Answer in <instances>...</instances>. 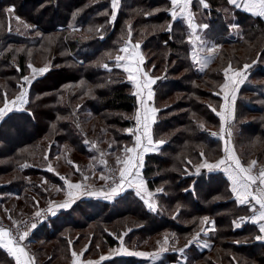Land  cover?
Listing matches in <instances>:
<instances>
[{
	"label": "trees",
	"instance_id": "obj_1",
	"mask_svg": "<svg viewBox=\"0 0 264 264\" xmlns=\"http://www.w3.org/2000/svg\"><path fill=\"white\" fill-rule=\"evenodd\" d=\"M126 1L128 0H121L120 11L113 21L111 19V0H0V16H8V8L13 7L15 15L30 25L29 34L36 35L34 39L25 33H17L10 30L5 24V35L0 37V48H2L0 51V106L3 103V94L10 96L8 86L19 89V81L29 75L31 70L29 65L47 69L37 82L39 84L30 87L25 110L12 111L0 122V149L9 145L8 149L14 153L17 150L19 152L21 150H38L37 152H39V150H63L62 147L67 145L71 150H79L81 155H88L91 150L89 136H94L96 130L102 134L101 141L104 138V133H108L117 145L119 143L116 146L119 150L123 149L120 144L122 141H134L133 134L128 133V130L135 125L134 113L138 100L133 93L132 83L127 80L125 72L117 67L115 56L120 55L119 50L129 39L139 42L136 39L140 32L136 31V28H139L142 23V26L150 29L142 43V49L147 53L145 64L153 66L155 74L160 69L166 68V72L158 79L154 88L153 105L158 111L157 120L153 126V137L156 135L155 138H158L159 132H164L170 137L165 140L159 152L146 156L143 176L148 188L155 191L162 185V182L167 181L170 184L165 187L181 189L188 180L194 178L190 186H185L186 188L178 192V196L189 201L196 209L195 214H199V212L204 214L207 212L204 211L206 208L202 207L203 202L207 201L205 198L212 199L213 197L214 199L221 193L213 188H204V186L217 180L220 185L225 184L229 195L222 199H212L211 207L219 211L234 204L243 211L246 208L245 205H239L233 199L230 182L223 173H209L200 170V173L188 176L184 175L187 173L185 171L182 175L175 171L179 169L177 162L181 160L179 157L181 151L189 150L186 148L188 144L197 147L192 148V152L195 154L200 152L199 150L206 154L205 146L215 148L217 144H220L218 140H214L206 133L207 128L202 127L205 125L208 127L219 120L217 110L212 111L215 108L214 104L217 105V101L221 100L216 92L218 84L217 82H207L208 80L216 81L222 76H220L221 71L219 72L216 67L210 68L216 61H213L204 71L200 70L193 62L191 59L192 46L186 41L189 35L188 27L180 20L172 21L170 0H132L133 2H128L129 4ZM206 2L210 9H205V14L216 16L214 18L210 16V20H208L209 32L210 34L214 32L215 36L218 35V40L222 44L227 47L243 46V41L235 34H231V29L225 22L226 16L219 9L221 7L230 8L238 17L246 19L254 27H259L257 29L258 36L255 38L256 44L259 43V45L256 48L264 44V19L236 9L228 3V0H206ZM136 5L146 8L167 6V9L160 10L153 15L145 14L142 19L134 18V15L123 20L120 19L122 15H125L126 8ZM157 18L164 21L170 20L168 24H164L166 26L160 32H156L155 26L147 24ZM169 25H171V31L168 30ZM73 27L81 28V32L72 31ZM37 35L44 36L37 38ZM46 39L49 41L48 45L44 44ZM9 45H23L26 46V49L24 52L17 53L15 50H9ZM156 50L159 52H153ZM163 50L168 53L161 52ZM257 52L256 55L260 54V59H263L261 56L264 55V51L257 50ZM254 58L255 53L248 57V60L253 61ZM245 59L241 60L242 64H246ZM175 60L178 62L173 64ZM104 65H108V67L105 68ZM185 70L188 71V74H183ZM72 71L74 74L70 73ZM59 74H63L62 77L58 78ZM253 75L264 77V64H257ZM186 76L192 80L189 86L181 83V79ZM50 77L58 80L42 85ZM80 81H85L92 88L75 91ZM244 88L256 90L255 92L258 94L256 97L264 100V84L255 86L249 83ZM177 94L183 96L181 95L180 99L168 103L166 107L159 106V100H169ZM188 95H193L192 99L194 100L185 101ZM198 98L209 99L212 102H201L197 100ZM245 103L247 113L264 112L263 106H255L250 102ZM181 109L186 110L176 114L175 111ZM188 109L192 112H189ZM190 113L193 114V117L189 118L187 114ZM87 123H92V126L89 130H84L82 125ZM253 123V121L247 122L242 127L258 128L260 135H264L263 122ZM172 130H175V133H172ZM175 144H179V147ZM114 148L115 146H112V149ZM161 152L169 155L162 156ZM24 157L27 155L18 156L19 159ZM22 163H25L24 160ZM172 167L175 169L171 171ZM17 168L24 177H21L18 172L19 176L15 181L0 186V194L3 192L21 193L28 186L25 177L33 175L34 170L23 169L22 164H19ZM201 187L205 189L206 196L201 198L200 202V194L203 196ZM167 197L165 196V198ZM93 200H85L88 208L80 218V221L84 219L83 223L75 221L73 216L67 213L64 214L63 219L53 218L45 221L32 234L31 238L34 241L43 239L52 241L59 238L61 242H64L68 237L60 235V233L69 225L75 224L73 227L80 229L88 226V224H84L85 222L90 224L100 221L103 226L113 225L112 228H103L102 230V241L107 250L119 245L118 240L107 229L120 231L122 224L131 225V227L140 226L133 225L129 220L119 222L121 219H128L129 215H137L146 222L145 224L148 222L152 231L172 225L177 228L175 230L179 235L183 232L190 233L191 227L183 226L175 218L164 213L160 207L156 211L149 210L134 191H126L120 197L115 198L111 204L108 202V205L101 200ZM131 203L133 204L131 205ZM100 207L106 208V212L99 213L101 212ZM90 210L91 213H89ZM93 210L98 213L94 214ZM78 211L79 209L76 210V212ZM193 213H189L190 217L196 216ZM246 215L250 214H220L217 221L218 223L226 222L229 225L228 230L226 232L218 230L213 234L214 231L207 228L205 232H200L202 238L210 241L211 244L201 245L199 248L195 245L198 243L197 240H192L191 245L183 250L184 252H180L182 254L180 257L185 259L183 264H188L189 258L205 264H262L264 262V243L256 240L259 231L255 224L245 219L241 220ZM180 216L183 219H189L185 215L180 214L178 217ZM54 222L59 224L53 230L49 226ZM236 223H239L240 226L236 227ZM145 227L142 226L140 229L146 233L147 227ZM138 235L142 238H139L140 240L149 241L147 240L148 236ZM201 240L200 238L199 241ZM101 243L98 244V248ZM88 244L86 256H90L93 245L96 247L93 239ZM169 255L168 258L170 257L172 260L174 258L177 261L176 252ZM171 255L176 256L172 257ZM165 258V261L169 260L167 256ZM0 264H14L13 258L1 248ZM102 264L129 263L128 260L116 258Z\"/></svg>",
	"mask_w": 264,
	"mask_h": 264
},
{
	"label": "rangeland",
	"instance_id": "obj_2",
	"mask_svg": "<svg viewBox=\"0 0 264 264\" xmlns=\"http://www.w3.org/2000/svg\"><path fill=\"white\" fill-rule=\"evenodd\" d=\"M130 1H132V0H128V1H126V3L130 2ZM133 1H135V0H133ZM10 8L14 9L13 7H9L8 9H10ZM165 9H167V6L158 7V8L149 6L146 8L145 6L136 5L133 7L126 8L124 10L125 15H122L120 19L123 20V19L129 17L130 15H132V16L134 15V18L142 19V16L145 14L153 15L154 13H158L160 10H165ZM209 9H210V7H209ZM219 9L226 16L225 22L228 23V25L231 29V34H235L236 37H239V39H241L243 41L242 42L243 46L240 45L239 47H233V46L227 47L226 45L222 44L218 40L219 37H217L218 36L217 34H216L217 36H215L214 32H212L211 34L209 32L210 24H208V20H210L209 19L210 16H211V18H214L216 16H214V14L206 15L205 9L199 10L195 16L196 21L199 23V26L207 25L208 27L206 29L200 27L201 29H199L200 31H198V34L206 42V45H205L206 47L215 45L218 49L217 53L214 54V57L212 58V61L210 62L209 65H211L213 63V61H216V62L210 68L216 67V69L219 70V72L221 71L220 76L222 75L216 81H211V80H208V81L205 80V81H207L209 83L217 82L218 86H217L216 92L220 93L219 95H220V97H222L223 94L221 92V87L226 82V78L224 76V69L227 68V66L229 64L232 65V68L234 70L241 69L245 65V64L241 63V60H243L245 58H246L244 60L245 63L250 65V67L247 69V72L245 73V75L247 76V79L244 80V82L239 85V87L236 91V100H235L234 105H232L231 118H229L228 110L226 109V111H225V108L223 107L224 103H225L224 100H218L217 105L213 103L214 107L217 110L216 112L223 113L225 118L222 120V119H220L221 116L218 115L219 120L215 121V123H213L212 125L208 124V125H210L208 127H206V125L202 126L204 128H207V129L210 128L212 130H216L220 134L219 135L220 137L217 138L220 144H217V146L215 148H209L208 146H205L207 151L205 152L206 154H203V155H201L202 150H199L200 152H197L198 154L197 153L195 154L194 152H192V148H197V147H195V145L188 144L186 148H188L189 150H183V152L181 151L180 156H179L181 160H179L177 162L178 163L177 167L180 170L178 169L175 171L180 173V175H182L185 172H187V173H185L184 175L187 174L188 176L198 174L197 169L199 168V171H200V169L202 168L201 165H203L205 161H207L208 163L215 164L218 161H220L221 159H225L226 156L228 155V153L225 152V149L228 148L230 151H233L235 153V155L240 159L241 163L245 167L249 166L251 161H253V160L256 161L257 163L252 168L251 175L257 176V172L264 165V135H260V133L258 132L259 131L258 128H256V129L255 128H243L242 125L247 123V122H252V121L254 123L255 122L258 123L259 121H262L263 125H264V112L259 113L256 111L253 113H247L246 108H245V104H246L245 102L253 103L255 106H259V107L263 106L264 107V100H260V97H258V96L256 97V95H258L257 92H255L256 90L253 91L250 88L249 89L244 88V86L246 87V85L249 83L254 84L255 86L256 85L261 86V84H264V77L263 76L262 77L261 76L255 77L253 75L257 64H259V63L264 64V55L261 56L263 59H260V54L256 55L257 50H261L262 52L264 51V44L262 46L260 45L259 48H256V46L259 45V43L256 44L257 41H255V38L258 36L257 35L258 30L257 29L259 27H254L246 19H242V18L238 17L237 15H235L233 10H230V8L221 7ZM7 12H8V16H5V17L0 16V37L2 38L5 35V33H4L5 32L4 31L5 24H6V27L8 26V28L10 30L16 31L17 33L21 32V34L25 33L27 35H30L29 34V31L31 30L30 25L24 23V21H22L20 18H19V20H17L16 19L17 16L15 15L14 11H12V12L7 11ZM169 22H170V20L164 21L160 18H157V19L151 20L150 23H147V24H148V26L149 25L155 26V28L157 29L156 32H160L161 30H163L165 28L166 25H164V24H168ZM2 24H3V26H2ZM127 24L130 25V23H127ZM141 24L142 23H140L139 28H136V31L140 32L138 38L136 39L139 42L134 41V44L136 45L138 43L139 45L142 46V43L144 41V37L147 34V32L150 31V29H147L146 27L142 26ZM25 25H27V27H25ZM75 28H77V27H73L72 29L74 30ZM80 32L81 31H79L77 33H80ZM133 32H134V30H133ZM188 33H189V35H188L186 41L192 46V50H193V45L190 43V41L193 39L191 27L188 28ZM30 36H32L34 39L36 38V35H30ZM43 36L44 35H37V38L38 37L42 38ZM48 42H49L48 39H46L44 44L46 43L48 45ZM1 49L2 48H0V51H1ZM3 49H5V48H3ZM11 49L15 50L17 53H19V52H24V50L26 49V46L9 45V50H11ZM192 50H191V53H192ZM153 52L158 53L159 50H156ZM161 52H164L166 54L168 53L165 50H163ZM254 53H255L254 60L253 61L248 60V57H251ZM143 54H144L143 60L139 64L141 72L147 73L148 77L150 75L151 77H155L156 79H160L161 76L166 72V70H165L166 68L164 67V69L163 68L160 69L155 74L153 72V66H149V65L147 66L146 64L144 66L143 62L146 63L147 53L143 51ZM205 55H207V53H205ZM246 56H248V57H246ZM134 59H135V57L130 62L135 64L136 60H134ZM144 59H145V61H144ZM177 62H178V60H175L173 64H176ZM247 62H249V63H247ZM120 63H121V65H124L125 62L121 61ZM30 69L31 70L29 71V75L27 76L30 83L26 82L23 78L24 82H23V80L19 81V87H18L19 89H16V88L13 89L12 86H8V88H10L8 91L10 96H7V98L9 100H12L16 96H18L22 90H26V98H27V103H28V92H29L30 87L35 85V84H39L37 82L40 80V78H42V76L45 73V72L40 73L38 71L40 68H38L34 65H32V67ZM33 69H36L37 71L33 72ZM73 72L74 71H72L70 73L74 74ZM183 74H188V71H186V70L183 71ZM62 75L63 74H59L58 78L62 77ZM170 77H172V76H170ZM178 78H181V77H178ZM142 79H144V77L141 74H139V79H137L138 82H141ZM237 79H239V77H237ZM56 80H58V79H56L54 77H52V78L50 77L49 80L47 82L42 83V85H45L48 83H53ZM191 82H192V80H190L188 78V76H186V78H184V79H181V83L186 85V86H189V84ZM42 85H40V86H42ZM21 86H23V89ZM72 86L75 87V85H72ZM87 88L91 89L92 87L89 84H87L85 81H80V83L76 86L75 91L80 90V89H87ZM66 91H68V90H66ZM181 95L182 94H177L174 98H171L169 100H161V101L159 100V106L166 107L168 103H172V102H174V100L180 99ZM4 96L5 95L3 94V97H2L3 101H4ZM192 98H194L193 95L192 96L188 95V97H186L185 101L190 102V101L194 100ZM139 100H140V98H139ZM197 100H199L201 102H212V100L209 101V99H203V98H198ZM27 103L23 105V108L20 111L25 110ZM1 106H3V103L1 104ZM151 106H153V105H151ZM139 107L141 108V105ZM185 110L186 109H181L180 111L177 110L175 112H176V114H179V112H184ZM189 112H192V111L189 110ZM187 115L189 118L193 117L192 113L187 114ZM91 126H92V123H87V124L82 125L84 130H89L91 128ZM229 131L231 132L230 136L228 135ZM86 132H88V131H86ZM171 132L175 133V130H172ZM101 135L102 134H99L98 130H96L94 136L92 135V136H89L90 138L88 137L89 142L91 144V150H90V153H88V155H81L79 150H71V148H69L67 145H65V147H62L63 150H52V151L50 150V152H51L50 156H54V157L60 152L59 160L57 163L58 166L60 164L63 165L64 163L67 164V160H69L72 162V164L75 168L73 175L75 174L78 178H81L83 175H89L90 176L91 180L94 183H92V185L89 188L84 189V191H87V192L101 193V192L109 191L111 188H108V177H107V173L105 171L106 163L114 165L115 171L119 175V169L122 167V165L117 164V157H120L122 160L126 159V156L131 155V154L125 153V151H124L125 146H127L129 148L134 146V141H132V140L122 141V143H120V144L123 146L122 147L123 149L119 150L116 147L119 145V143L117 145L116 142L112 140V138L110 137V135L108 133H104V138L102 141H101ZM155 137H156V135H155ZM155 137H153L154 142L159 141V140L165 141V140H168L170 138L169 135L164 134V132H159L158 138H155ZM175 145H177L179 147V144H175ZM112 146H115V148L112 149ZM8 147H9V145L8 146L6 145L4 148L0 149V186L7 185V184H10V182L15 181V179L18 178L19 174L21 177H24V176H22V173L17 168V166L19 164H22V166L25 164H28V165L43 167L45 164H48V162H49L48 159L47 160L45 159V157H46L45 151L46 150H39L40 153L37 152L38 150H21L20 152H19V150H17L14 153V151L9 150ZM195 151H197V150H195ZM24 154H26L27 157H24L23 159L18 158L19 155H21V157H22V156H24ZM161 155L167 157L169 154L161 152ZM23 160L25 162L24 164L22 163ZM75 166H78L79 171L76 170ZM59 168H61V167H59ZM173 169H175V168L172 167L171 171ZM18 172H20V173L18 174ZM101 177H105V179H101ZM28 178H29V176L25 177L26 180ZM34 180H37V179H34ZM193 180H194V178H191L190 180H188L187 184L183 185L181 187V189L174 188V187H170V188L165 187V186H168V184H170V182L164 181V182H162V185H160L155 191H152L148 188V184H147V190L148 191L146 190V192L152 193L151 198L149 199L145 193L140 194V197H144L143 199L147 203L151 202L152 204L155 205V207L157 209L160 207L161 209H163L164 213H166L167 215H170L172 218H175L183 226H189V228L191 227L190 233L187 234V233L183 232L182 234L179 235L178 233H176L177 231L175 230L177 228H175L172 225H166L164 228L152 231L151 230L152 227H150L148 222H147V224H145L146 222L143 221L142 219H140L137 215H129L130 217L128 219H125V220L121 219V220H119V222L129 220V222L132 223L133 225L138 224L140 226L131 227V225L127 226V224H122V229L120 231H117L116 229H115V231H113L111 229H107L108 232H110L116 238V240H118V243H119V245L117 247H115V248L113 247L112 249H110V251L113 252V250L126 248L129 251H133V252H144V253H152V254H158V255H161V254L167 253V252L174 254V252H177L176 250L178 248L186 246L187 244H189L190 241L194 240L193 238L196 236L197 233L200 234V232H205L207 230V228L213 229L212 230V231H214L213 234H215L218 230H220L222 232H226L229 228V225L226 222L218 223L217 218L220 217V214L230 213V215H233V214L237 213L240 215L243 213H249L250 214L249 216L246 215L243 217L245 220L249 219L251 217V215H253L254 212L251 209H252V206L254 204L247 205V206L245 205L246 208L243 209L244 212L242 210H239L236 206H234V204H230L224 210L220 209L219 211H216L211 207V202H212L213 197H212V199H209V197H207V198H205V199H207V201L205 200L203 202L202 207L206 208L204 211H207V212H205L204 214L200 213V212H199V214H195L196 209L192 207V205L189 203V201H187V199H181L178 196V192H180L182 189L186 188L187 186H190V183ZM211 183L212 184L205 185L204 188L209 187V188H213L216 191H221V193H219L217 196H215L213 200L222 199L223 197H227L229 195L225 184L220 185V183L217 180H215V182L212 181ZM166 188H168V189L166 190ZM60 189L63 190L62 187H60ZM128 189H131V188L127 187V184H126L125 190H128ZM200 189H201V192L203 194V196L200 194L199 199L201 202V198L206 196V191L202 187ZM23 191H22V193H23ZM125 192L123 191L121 193L124 194ZM4 193H5V196L3 198L9 200V202L6 203L4 207L1 205V202H0V220H4V221L10 222V223H17V222L23 221L26 218L30 217L31 215L39 212L42 208L50 206V203H49L50 201L43 203L42 205L41 204L36 205L32 201H29L31 199H27L26 202L23 205H20L19 208H17V207L13 208L12 204H13V202H16V198L12 197V195H9V193H6V192L1 193L0 196L3 195ZM121 193L118 195H115L110 200L105 199L103 202H105L106 205L109 204L108 202H110V204H111L115 198L120 197L122 195ZM59 195H61V193ZM24 196H26V195H24ZM165 196H168V197L165 198ZM86 199L87 200L88 199H90V200H93V199L94 200H101L104 198L102 195H84L83 198L78 200L75 204H72L71 207L66 212H69L71 214V216H73L75 221H77L79 223L84 221V219H82V221H80V218H81V216L84 215L83 213L88 208L87 204L85 202ZM51 202H56V201L54 200ZM81 202H84V203H81ZM236 202H237V204H239L238 201H236ZM33 204H34V206H33ZM132 204L133 203H131V205ZM256 208L258 209L257 206H256ZM78 209H79V211L76 212V210H78ZM100 210H101V212H99V213L106 212V208L102 209V207H100ZM93 211H94V214L98 213V211H95V210H93ZM192 212H194L193 214H195L196 216L190 217L189 213H192ZM222 212H224V213H222ZM89 213H91V210L89 211ZM109 214H110V212H109ZM180 214L185 215V217H188L189 219H183L182 216L178 217ZM61 215H64V213ZM9 217H11V219H9ZM205 217H207L210 222H214V224L213 223H208V224L202 223V221L204 220ZM58 224L59 223H55V222L52 223V225L54 226L55 229L57 228ZM84 224H88V226H85L84 228L76 229L75 227H73V225H75V224H73V225L71 224L67 228H64L62 230V232L60 233V235L68 237V239H66L64 242H61V239H59V238H57L56 240H52V241L51 240H44V239L36 241L35 243L37 244L36 245L37 247H33V249L31 250V252L33 254L35 253L34 254L35 255V263L36 264H70L71 259H73L72 258L73 252H76L77 255L80 256V260L81 259H83V260L89 259L91 261H98L101 256L105 255L109 251V249L106 250V247H104V244L102 241L103 240L102 239L103 238V234H102L103 231L102 230H103V228H112L113 225L106 224L103 226L100 221H94V223H90V224L85 222ZM142 226L147 227V228L145 227L147 229L146 233L144 232V230L143 231L141 230ZM135 228L136 229L139 228V229L133 230ZM202 229H204V231H202ZM154 231H156V232H154ZM210 233H212V232H210ZM138 234H141L144 237L148 236L149 239H147V238L146 239L149 241L140 240L142 238H140V236ZM165 237H167L168 241H169V243L167 245L163 244ZM30 238L31 237H29L25 241V243L24 242H20V243L23 246L27 247V242ZM200 238L202 239L201 242L203 243V245L207 246V245L211 244L210 241L204 240L201 235H199L198 240H200ZM92 239H93V242L96 243V247L93 245L92 251L89 254L90 256H86L85 252L82 251L83 245L87 244V242L89 243ZM100 242H102V243H101V245H99L100 247L98 248L97 246ZM162 247H167L168 251L162 252L161 251ZM53 250H55V251H53ZM83 252H84V254L82 255L83 256V258H82V256L80 254ZM121 255H123V254H120V256ZM168 256H170V255L169 254L167 255V259H169V260L171 259V261L167 260L164 262V264H175L176 260H174V258L172 260V258H170V257L168 258ZM171 256L175 257L176 255L175 256L171 255ZM205 259H207V258H205ZM183 263H184V261L181 264H183ZM187 263L188 264H205L204 262L196 261L193 258H191V259L189 258ZM262 264H264V262H262Z\"/></svg>",
	"mask_w": 264,
	"mask_h": 264
},
{
	"label": "snow or ice",
	"instance_id": "obj_3",
	"mask_svg": "<svg viewBox=\"0 0 264 264\" xmlns=\"http://www.w3.org/2000/svg\"><path fill=\"white\" fill-rule=\"evenodd\" d=\"M192 0H170L171 5V12L170 15L175 21L178 16H186L189 26L192 28V37L193 39L190 41V43L193 45V50L191 53V59L195 64H198L201 66V70H203L204 66H206L210 60L214 57V54L217 53V47L215 45L206 47V42L202 39V37L198 34V29L200 27L206 29L207 25L198 26L193 23V14L189 10L190 4ZM198 3H200L204 8H208L209 5L207 4L206 0H198ZM228 3L231 5L239 8L241 6L245 7L248 11L253 12L255 15L264 17V0H228ZM120 5V0H111V6L114 10L118 9ZM9 12L14 11V9L10 8L8 9ZM19 20V17L16 18ZM111 19L114 21L116 19V16L113 14ZM27 27V25H25ZM168 30L171 31V25H169ZM129 47H132L131 42L129 40V44L123 48H121L119 51L121 53H127L128 55H116L115 61L117 62V67L121 66V61H124V70L129 74L128 79L136 81L137 76L133 73H140L144 79L143 82H137L136 87L140 91L137 93V95L140 97V105L141 110L138 111L136 114V121L138 125L143 126L142 132L139 128H137V132L140 134L135 135V145L133 147H127L125 146L124 151L127 155L126 159H121L120 157H117V164L122 165V167L119 169V179L114 181V186L111 187V189L107 192H87L83 191L81 192L82 185L81 184H72L68 182V189H76L78 195H102L104 199H112L115 195L120 194L125 190V185L127 184V187L132 188L135 187L137 190V195H140L141 193H145L146 196L150 199L152 196V193L146 192L145 189V181L143 180L141 176V168L143 167V156L145 152L148 151H156L160 145L164 144V140H159L154 142L151 134V124L154 122L156 109L152 107H148V101L152 100L153 93L151 91V85L154 84L156 81L155 79H152L148 77L147 73H142L141 69L139 68V64L142 62L143 57H140L139 60L136 61L135 64L131 63L130 61L136 57L139 56L138 52L129 53ZM135 49H139L140 45L137 43L134 45ZM207 53V55H205ZM31 68L32 65H29ZM105 68L108 67V65H104ZM250 67V65L245 64L241 69L234 70L232 68V65L229 64L227 68L224 69V76L226 78V82L221 87V92L223 94L224 99V108L228 110L229 112V118H231V112H232V105H234L236 100V91L240 84L244 82V80L247 79V76L245 73L247 72V69ZM46 68H41L38 71L40 73L45 72ZM36 69H33V72H36ZM231 73V74H230ZM239 77V79H237ZM24 80L28 83L30 81L28 80V77H24ZM23 89V86H21ZM144 90H147L146 98L143 95ZM220 94V93H217ZM27 103L26 98V90H22L18 96H16L14 99L9 100L7 98V95L4 96L3 106H0V120H3L5 116L8 115V113L15 110H21L23 108V105ZM212 111H216L215 108L212 109ZM221 116V119L223 120L225 117L223 113H217ZM129 132H132V129L128 130ZM215 135V134H213ZM228 135H231V132L229 131ZM225 152L228 153L225 159H221L215 164L208 163L207 161L204 162L201 167H206L209 170H212L214 168H220L221 165H226L224 167V171L229 173V177L232 180V192L236 194V199L239 204H251L252 201L255 202V204L252 206V211L257 213L253 217H251V221L253 223H256L259 225V232L261 235H258L256 237L257 240L264 241V223H261V221H264V169H261L259 171L258 176L251 175L252 168L256 165V161H251L249 166L245 167L240 159L235 155L233 151H230L228 148L225 149ZM203 155V153H201ZM71 163V161H69ZM26 166V165H25ZM76 170L79 171L78 166H75ZM231 169V171H229ZM49 170H52L49 168ZM197 172H199V168L197 169ZM131 177V179H130ZM87 179V177H85ZM101 179H105V177H101ZM255 186V187H254ZM69 199L64 201L60 204H53V202H50V207L47 210L51 213V215H56L57 210L59 209H68L71 207L72 203H74V194L69 191L68 192ZM144 198V197H142ZM256 205L259 206V208H256ZM148 207L154 209L155 205L151 202L148 203ZM36 217L38 218L37 222L32 223L29 225V230L35 229L37 227V223L39 220L43 219L44 217L40 212L36 213ZM11 219V217H9ZM241 220H244V218H241ZM204 224L213 223L208 220L207 217L204 218L202 221ZM240 224L236 223V227H239ZM213 230V229H209ZM204 231V229H202ZM29 235V231H24L18 235V238L13 237V234L10 230L0 227V246H3L6 248L17 260V264H34V257H30L29 253L26 251L25 247L20 243V241L25 240ZM199 233L196 234V236L193 238L194 240L199 239ZM169 243L168 238L165 237L163 244L167 245ZM192 241L189 242V244L186 245V247L190 246ZM162 252L168 251L167 247L161 248ZM181 252L183 249L180 250ZM113 255H120V254H126L129 256H140V257H149L151 256L152 259H156L158 254H149L144 252H133L129 251L126 248L113 250ZM72 255L76 257L75 264H81L80 256L77 255L76 252H73ZM81 256L83 253L80 254ZM109 256H101L100 261H104L109 259ZM85 264H98V262H93L91 260L85 262Z\"/></svg>",
	"mask_w": 264,
	"mask_h": 264
},
{
	"label": "crops",
	"instance_id": "obj_4",
	"mask_svg": "<svg viewBox=\"0 0 264 264\" xmlns=\"http://www.w3.org/2000/svg\"><path fill=\"white\" fill-rule=\"evenodd\" d=\"M120 7H121V0H120V5H119V8L118 9L114 10L112 8V15L114 14L115 16H117L118 12L120 11ZM235 8L236 9H239V10H242V11H245L248 14H251L253 16H258V15H255L253 12L248 11L243 6H241L239 8H237V7H235ZM203 9H209V7L208 8H204L200 3H198V0H192V2L190 4V7H189V10L193 14V23L196 24V25H198V26H199V23L196 21L195 16H196V14L198 13L199 10H203ZM170 12H171V10H170ZM259 17H261V16H259ZM261 18L264 19V17H261ZM178 20H180L183 23H185L188 28L190 27L189 24H188V21H187V17L186 16H178L175 21H178ZM199 29H201V28H199ZM199 29H198V31H200ZM129 40L126 42V44L123 47H125V46H127L129 44ZM130 42H131L132 47H129V53L138 52L139 53V56H136L135 59H134V60L137 61V60L140 59V57H143L144 56L143 50H142V46L140 45V47H139L140 50L139 49H135L134 42L131 41V40H130ZM120 55H128V54L127 53H120ZM144 61H145V59H144ZM211 61H212V59L210 60V62ZM210 62L206 66H204L203 71L208 67V65L210 64ZM143 63H144V66H145V62H143ZM197 66L201 70V66L198 65V64H197ZM120 69H122L125 72V76H126L127 80H129L128 79L129 74L124 70L123 65H121ZM133 74L137 76V79H139V74L140 73H133ZM149 77L152 78V79H155L156 82L151 85V91L153 93V96H152V100L151 101H148V107L155 108L154 105H153L154 94H155L154 88H155V85L158 82V79H156L155 77H151L150 75H149ZM129 81L132 83L133 93L137 97V100H138L137 109H136V111L134 113L135 125L132 128L133 131L132 132H128V133L133 134V137H134V145H135V135L136 134H140L139 132H137V128H139L141 132L143 130V126L137 124V121H136L135 117H136L137 112L138 111H142V110L139 107L140 106V100H139L140 97L137 95V93L140 91L136 87V83L138 82V80H136V82L133 81V80H129ZM142 82H143V79L141 80L140 83H142ZM146 94H147V90H144L143 95H144L145 98H146ZM221 100H224L223 99V96L221 97ZM151 105H153V106H151ZM13 111H15V110H13ZM157 111L155 113L154 122H152V124H151V134H152V138H153V126H154V124H155V122L157 120ZM225 111H226V109H225ZM1 121L2 120H0V122ZM214 140H218V139L217 138H214ZM162 146H163V144L160 145L159 148L156 151H148V152H145L144 153V156H143V167L141 168L140 171H141V176H142L143 180L145 181V189L146 190H147V183H146V180H145V178L143 176L144 163H145L146 156L149 155V154H153V153L159 152V150L161 149ZM45 154H46L45 159L46 160L48 159L49 162H48V164H45L43 167H38V166L28 165V164H25L26 166L23 165V169L31 168V169L34 170L33 175H30L29 178L26 180V183L28 182V186L25 187V190L23 189L24 190L23 193L22 192L21 193L6 192V193H9V195H12V197L16 198V202H13V204H12L13 208L14 207L19 208L20 205H23L26 202L27 199H31L29 201H32L36 205H39V204L42 205L43 203H46L48 201L51 202V201H54V200L56 202H53V204H60V203H63L64 201H66L67 199H69V196H68V192L69 191H71L74 194L75 199H74V203H72V204H75L78 200H80L81 198H83L84 195H78V196H76L77 190L76 189L69 190L68 189V182H70L72 184H81L82 185V188L80 190L81 192H83L84 189L89 188L92 185V183H94L91 180V178H90L89 175H83L84 177L82 176L81 178H78L75 174L73 175L75 168H74L72 162L69 163V160H67V164L64 163L63 165L60 164L58 166L57 163H58V160H59V154H60V152L55 157L54 156H50L51 155L50 150H46L45 151ZM59 167H61V168H59ZM224 167H226V165H221L220 168H214L212 170H209L206 167H202L200 170L201 171L202 170L208 171L209 173H223L226 176V178L229 180V182H230V188L232 189V180L229 177V173L228 172H225L223 170ZM49 168H51L52 170H49ZM229 171H231V169ZM198 173H200V171ZM85 177H87V179H85ZM34 179H37V180H34ZM130 179H131V177H130ZM3 186H5V185H3ZM60 187H62L63 190L60 189ZM128 190L134 191V193L137 194V190H136L135 187H132L131 189H128ZM128 190H124V192L125 191H128ZM60 193H61V195H59ZM24 195H26V196H24ZM4 196H5V193L0 196L1 205L3 207L5 206L6 203L9 202V200L3 198ZM137 196L140 197V195H137ZM140 198L145 203V205L147 206V208L149 210H152V211H156L157 210L156 207L154 209L149 208L148 207V203L142 197H140ZM233 199L235 201H237L236 194L235 193H233ZM104 200L105 199H101V201H104ZM34 204H33V206H34ZM252 204H255V202L252 201L251 204H244V205L247 206V205H252ZM239 205H241V204H239ZM256 206L259 208L258 205H256ZM68 209H59V210H57L56 215H52L51 219H53V217L54 218L56 217L55 219H63V217H65V215H61V214H63V213L64 214L69 213V212H66V211H68ZM256 214L257 213L254 212L253 215H251V217H253ZM250 218L249 219H246V220H248L251 223H253ZM261 223H264V221H261ZM253 224H255V226L257 227V229L259 231V225L256 224V223H253ZM49 228H52L54 230V226L52 225V223H50ZM35 231L33 232V234L35 233ZM259 235H261L260 232H259ZM194 241H196V240H194ZM257 241L264 243V241H261V240H257ZM35 242L36 241H34V239L30 238L28 240V242H27V247L28 248L26 246H24L25 249H26V251L29 253V256L30 257H34V264H36L35 263V255H34L35 253L33 254L31 252V250L33 249V247H37L36 246L37 244ZM197 242L198 243L195 242L196 243L195 245L200 248L201 245H203V243L201 241H199V240H197ZM88 245H89L88 242H87V244L83 245V250L82 251L86 252V249H88ZM0 248L3 249L6 253H8L13 258L14 264H17L16 258L6 248H4L3 246H0ZM110 249H112V248H110ZM110 249L108 251L109 253L107 252L105 255H103V256H109L110 257L109 259L104 260V261H100V259H99L98 261H93V262H98V264H102V263H105L107 261H110V260H113V259H116V258H120V259L128 260V263L129 264H164V262H165V256H167L168 254H170L169 252L163 253L161 255H158L157 258L154 260V259H152L151 256H149V257H140V256H129V255H126V254H123L121 256L120 255H113L112 254L113 252H111ZM181 249L186 250L187 247L186 246H183V247H180V248H178L176 250L179 253L176 252V254H177V261H176L175 264H181L184 261V259L180 257V256H182V254L180 253L181 252L180 251ZM84 252H83V254H84ZM149 254H152V253H149ZM72 258L74 260L71 259L70 264H75L76 257L72 256ZM82 258H83V256H82ZM131 260H133V261H131ZM80 261H81V264H85V262L89 261V259H86V260L85 259L84 260L81 259ZM130 261H131V263H130Z\"/></svg>",
	"mask_w": 264,
	"mask_h": 264
},
{
	"label": "built area",
	"instance_id": "obj_5",
	"mask_svg": "<svg viewBox=\"0 0 264 264\" xmlns=\"http://www.w3.org/2000/svg\"><path fill=\"white\" fill-rule=\"evenodd\" d=\"M59 29H61V28H59ZM73 31L79 32V31H81V28H75ZM206 133L211 138L220 137L219 136L220 134L216 130H212L210 128L206 129ZM213 134H215V135H213ZM261 169H264V165L262 166V168H260V170ZM105 171H106L107 177H108V188H111L114 186V181L119 179V175L116 173L114 165H111L108 163H106ZM259 171L257 172V176L259 174ZM49 207L50 206L44 207L39 211L44 218L39 220V222L37 223V227L35 229L29 230V225H31L34 222H37L38 218L36 217V214H33L30 217L26 218L25 220L17 222V223H10V222L4 221V220H0V227H4V228L10 230L11 233L13 234V237H16V238H18V235L20 233H22L24 231H29L28 237L25 240L20 241V242L25 243V241L29 237H31V235L33 234V232L36 229H38L45 221H48L49 219H51L52 215L50 212L47 211L49 209Z\"/></svg>",
	"mask_w": 264,
	"mask_h": 264
}]
</instances>
